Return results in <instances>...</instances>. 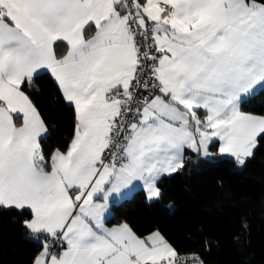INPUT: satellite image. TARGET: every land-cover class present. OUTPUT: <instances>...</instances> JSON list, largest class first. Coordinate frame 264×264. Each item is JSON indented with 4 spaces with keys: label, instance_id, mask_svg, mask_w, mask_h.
Wrapping results in <instances>:
<instances>
[{
    "label": "snow or ice",
    "instance_id": "obj_1",
    "mask_svg": "<svg viewBox=\"0 0 264 264\" xmlns=\"http://www.w3.org/2000/svg\"><path fill=\"white\" fill-rule=\"evenodd\" d=\"M44 75L71 113L52 149ZM260 93L264 0H0V216L35 245L28 264H209L205 225L182 249L113 223V206L160 204L200 162L243 170L264 150V111L245 110ZM250 228L237 222L238 251Z\"/></svg>",
    "mask_w": 264,
    "mask_h": 264
},
{
    "label": "trees",
    "instance_id": "obj_2",
    "mask_svg": "<svg viewBox=\"0 0 264 264\" xmlns=\"http://www.w3.org/2000/svg\"><path fill=\"white\" fill-rule=\"evenodd\" d=\"M34 100L48 120L54 135L49 148L66 144L71 135V113L55 101L56 90L50 77L44 75L37 85ZM247 111H264V93L249 101ZM168 199L154 206L144 203L138 192L113 206V223L127 219L139 233L159 227L179 248H186L194 239L198 224L205 225L206 234L219 246L206 253L209 264H264V150L243 170L232 164L200 162L182 173L165 179ZM175 205L170 209L169 205ZM246 216L251 223L245 238L246 252L232 243L237 222ZM35 245L24 239L13 214L0 216V261L2 264H28Z\"/></svg>",
    "mask_w": 264,
    "mask_h": 264
},
{
    "label": "crops",
    "instance_id": "obj_3",
    "mask_svg": "<svg viewBox=\"0 0 264 264\" xmlns=\"http://www.w3.org/2000/svg\"><path fill=\"white\" fill-rule=\"evenodd\" d=\"M132 193H133V192H129V193H127V194H126L121 200L128 198ZM121 200H119V201H121ZM119 201H118V202H119Z\"/></svg>",
    "mask_w": 264,
    "mask_h": 264
}]
</instances>
